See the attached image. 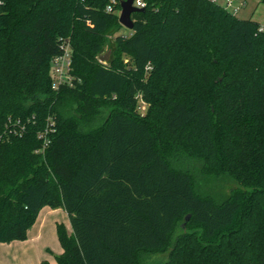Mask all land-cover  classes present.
<instances>
[{
    "label": "trees",
    "instance_id": "trees-1",
    "mask_svg": "<svg viewBox=\"0 0 264 264\" xmlns=\"http://www.w3.org/2000/svg\"><path fill=\"white\" fill-rule=\"evenodd\" d=\"M123 1L0 0V243L61 208L57 264H264L262 26L143 0L118 34ZM65 42L74 85L53 90Z\"/></svg>",
    "mask_w": 264,
    "mask_h": 264
},
{
    "label": "crops",
    "instance_id": "crops-1",
    "mask_svg": "<svg viewBox=\"0 0 264 264\" xmlns=\"http://www.w3.org/2000/svg\"><path fill=\"white\" fill-rule=\"evenodd\" d=\"M62 210L61 208L53 210L48 207L42 209L36 224L28 232L27 240L0 243V264H43L44 261H48L49 264H57L56 257L62 253V247L57 245V241L54 242V245L56 244L54 249L49 246V242L46 240V234L48 235L46 230L50 216L55 213L61 216ZM64 214L62 213L61 216L63 218L59 217L58 219H68L70 224L69 215L66 212ZM58 224L61 223L56 221V233ZM62 224L66 225L64 222ZM66 227L69 230L68 226ZM69 232H71V224Z\"/></svg>",
    "mask_w": 264,
    "mask_h": 264
},
{
    "label": "rangeland",
    "instance_id": "rangeland-1",
    "mask_svg": "<svg viewBox=\"0 0 264 264\" xmlns=\"http://www.w3.org/2000/svg\"><path fill=\"white\" fill-rule=\"evenodd\" d=\"M220 6L226 8V0H215ZM236 4H240L243 3V7L240 9V11L236 14L239 18L241 19H252L253 21L259 23L261 26H264V2L262 0H235ZM113 4H115L114 6L117 5V1H113ZM113 10V6H109L108 9ZM117 12L119 13V17L121 14V9L117 10ZM118 34H124V35H129L130 34V30L125 28L123 26V28L118 32ZM115 35H117V33H112L111 35H109V43L112 44L113 43V39L115 37ZM109 46L106 48V52L108 50ZM111 55V52H110ZM110 57V56H109ZM124 61L126 63H129L130 58L128 56L124 57ZM137 101H138V113L141 116H145L147 114L148 108H149V104L146 103L144 101V99L142 98V94L137 95ZM201 188L205 187V190H208L209 187L207 186V182H204L202 180L199 181ZM61 216L62 213L63 215H65V211H61ZM59 216L58 213L52 214V216H50L49 221H48V227L46 232L48 231V235L46 234V240H48V244L49 246L52 247V249H54V242L56 243L57 241V245L60 246L59 244V240L57 237V233H56V221L60 222V223H65L66 226H68L69 230H70V224L67 220H63V219H58L63 218ZM65 217V216H64ZM54 228V229H53ZM168 259V255L167 254H156V255H152L150 257L147 258V264H157V263H161V262H165Z\"/></svg>",
    "mask_w": 264,
    "mask_h": 264
},
{
    "label": "built area",
    "instance_id": "built-area-1",
    "mask_svg": "<svg viewBox=\"0 0 264 264\" xmlns=\"http://www.w3.org/2000/svg\"><path fill=\"white\" fill-rule=\"evenodd\" d=\"M134 5L138 8H144L146 3L143 0L134 1ZM243 7V3L236 4L235 0H226V8L232 13L237 14ZM111 11V9H108ZM260 31H264V26L260 28ZM63 53L55 56L51 63V74H52V89L58 90L64 85L73 86L75 78L71 74L72 57L70 45L65 42L63 43ZM57 132L55 120L50 118L46 129L41 132L39 138L43 141L42 151H44L51 143L52 135Z\"/></svg>",
    "mask_w": 264,
    "mask_h": 264
},
{
    "label": "water",
    "instance_id": "water-1",
    "mask_svg": "<svg viewBox=\"0 0 264 264\" xmlns=\"http://www.w3.org/2000/svg\"><path fill=\"white\" fill-rule=\"evenodd\" d=\"M135 0H124L121 3V14L119 21L125 28L132 30L134 28V22L132 20V14L137 11H144L143 8H138L134 5ZM110 52L104 53L99 60L102 63H106L109 59Z\"/></svg>",
    "mask_w": 264,
    "mask_h": 264
},
{
    "label": "clouds",
    "instance_id": "clouds-1",
    "mask_svg": "<svg viewBox=\"0 0 264 264\" xmlns=\"http://www.w3.org/2000/svg\"><path fill=\"white\" fill-rule=\"evenodd\" d=\"M137 2H139V0H137Z\"/></svg>",
    "mask_w": 264,
    "mask_h": 264
}]
</instances>
